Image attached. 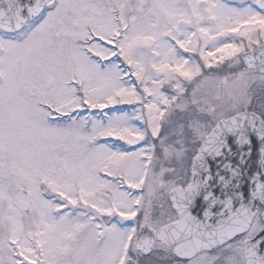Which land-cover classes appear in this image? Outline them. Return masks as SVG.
<instances>
[{"label":"snow or ice","instance_id":"obj_1","mask_svg":"<svg viewBox=\"0 0 264 264\" xmlns=\"http://www.w3.org/2000/svg\"><path fill=\"white\" fill-rule=\"evenodd\" d=\"M0 264H264V0H0Z\"/></svg>","mask_w":264,"mask_h":264}]
</instances>
